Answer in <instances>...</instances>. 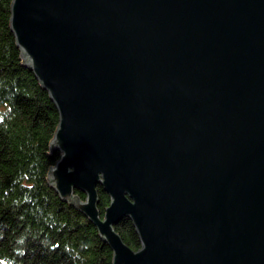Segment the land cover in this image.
<instances>
[{"label":"water","instance_id":"95a60500","mask_svg":"<svg viewBox=\"0 0 264 264\" xmlns=\"http://www.w3.org/2000/svg\"><path fill=\"white\" fill-rule=\"evenodd\" d=\"M11 7L20 62L60 110L47 178L113 264H264V0ZM124 216L139 248L116 228Z\"/></svg>","mask_w":264,"mask_h":264},{"label":"trees","instance_id":"16d2710c","mask_svg":"<svg viewBox=\"0 0 264 264\" xmlns=\"http://www.w3.org/2000/svg\"><path fill=\"white\" fill-rule=\"evenodd\" d=\"M11 11V0H0V264H113L96 223L47 178L61 156L58 148L45 151L60 110L33 68L20 62ZM98 190L104 213L111 196L101 183ZM116 228L133 248L142 245L130 216Z\"/></svg>","mask_w":264,"mask_h":264}]
</instances>
